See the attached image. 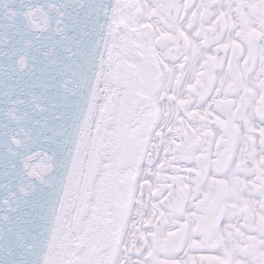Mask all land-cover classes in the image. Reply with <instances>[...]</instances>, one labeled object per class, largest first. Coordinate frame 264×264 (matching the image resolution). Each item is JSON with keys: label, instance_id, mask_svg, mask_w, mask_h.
<instances>
[{"label": "snow or ice", "instance_id": "1", "mask_svg": "<svg viewBox=\"0 0 264 264\" xmlns=\"http://www.w3.org/2000/svg\"><path fill=\"white\" fill-rule=\"evenodd\" d=\"M0 264H264V0H0Z\"/></svg>", "mask_w": 264, "mask_h": 264}]
</instances>
